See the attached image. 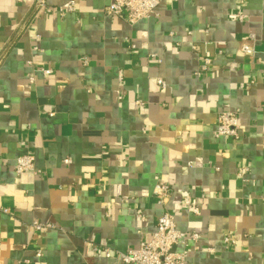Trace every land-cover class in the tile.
Segmentation results:
<instances>
[{"label":"crops","instance_id":"crops-1","mask_svg":"<svg viewBox=\"0 0 264 264\" xmlns=\"http://www.w3.org/2000/svg\"><path fill=\"white\" fill-rule=\"evenodd\" d=\"M70 1L0 0V264H122L164 210L159 181L199 234L189 264H264V0H166L135 24ZM228 109L239 139L215 136ZM24 154L36 172L14 171Z\"/></svg>","mask_w":264,"mask_h":264},{"label":"built area","instance_id":"built-area-1","mask_svg":"<svg viewBox=\"0 0 264 264\" xmlns=\"http://www.w3.org/2000/svg\"><path fill=\"white\" fill-rule=\"evenodd\" d=\"M166 0H112L105 8L106 15L111 17H120L130 24L149 18L155 13L162 2ZM42 5L43 0H37ZM60 13L74 11L75 3L71 0L66 6L57 8ZM242 18V16H240ZM240 52L245 55H254L256 53L255 36L248 33L240 45ZM221 53V51L219 52ZM212 61V54L205 51L201 71H207ZM46 74L51 72L50 69H40ZM162 86L165 83L159 80ZM216 137L230 136L234 139L241 137V127L239 124V114L237 110H221L217 114V125L215 130ZM35 158L31 154H24L16 158L13 166L17 174L33 171L36 172ZM68 162L69 160L66 159ZM241 174H246V169L241 170ZM171 188L166 182L159 181L154 187V196L157 203L164 206L163 212L158 216L156 227L152 236L147 241H142L135 249L126 252H118L117 256L122 264H189V241L196 242L199 234L192 232L185 234L176 223L175 215L166 209L165 205L168 200ZM185 205L189 211L194 214L199 213V207L193 202L192 198L187 195L184 199ZM36 231L45 228H54L55 224L50 222H40L36 220L32 223ZM226 244L235 243V239L226 237ZM105 256L114 255L109 247L104 248Z\"/></svg>","mask_w":264,"mask_h":264}]
</instances>
